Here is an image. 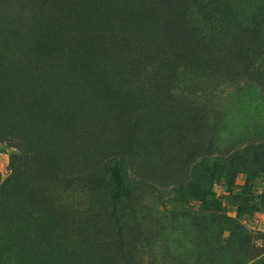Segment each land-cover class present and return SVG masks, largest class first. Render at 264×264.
<instances>
[{
	"label": "rangeland",
	"instance_id": "374dc122",
	"mask_svg": "<svg viewBox=\"0 0 264 264\" xmlns=\"http://www.w3.org/2000/svg\"><path fill=\"white\" fill-rule=\"evenodd\" d=\"M262 10L0 0V264H264Z\"/></svg>",
	"mask_w": 264,
	"mask_h": 264
},
{
	"label": "trees",
	"instance_id": "16d2710c",
	"mask_svg": "<svg viewBox=\"0 0 264 264\" xmlns=\"http://www.w3.org/2000/svg\"><path fill=\"white\" fill-rule=\"evenodd\" d=\"M257 23L258 26H253L251 22H247V24H245L242 28V39L244 42L243 49L247 56L256 47L260 48L259 53L261 52V50H263L264 52V10L261 11ZM258 42L260 43L261 47H259ZM246 68H248V66H246ZM248 69L246 71L247 73ZM259 120L260 123L258 125V129L256 130V139L253 140L252 143L245 145L243 149L246 152L244 155H253L254 158L258 160V164L256 166H250V160L248 156L242 157L244 159V164L242 162L237 161L236 158L240 155V149L234 151L233 157L228 156L229 159L234 158L232 161V166L229 170L230 174L239 173V171H241V169L244 167L247 169V183L241 190V193L236 192L234 195L238 198H244V196H251V193L248 191L249 187L251 186V182L254 180L255 177H257V175H259L260 173H264V107L260 109ZM13 143H15V141H13ZM223 160H226L223 155L216 154L211 161H213L214 166H219L223 163ZM262 197H264V194L261 195V198Z\"/></svg>",
	"mask_w": 264,
	"mask_h": 264
}]
</instances>
